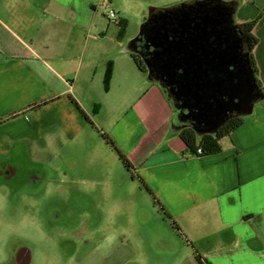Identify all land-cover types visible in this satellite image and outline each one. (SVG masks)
Instances as JSON below:
<instances>
[{"label":"crops","instance_id":"crops-1","mask_svg":"<svg viewBox=\"0 0 264 264\" xmlns=\"http://www.w3.org/2000/svg\"><path fill=\"white\" fill-rule=\"evenodd\" d=\"M236 1V23L257 21L253 55L264 85V0ZM102 5L0 0V161L21 142L45 147L58 131L73 138L102 127L129 160L127 177L158 218L173 225V234H155L159 249L172 252L178 264L183 257L201 264L197 255L204 264H264V100L220 140L218 153L189 155L172 129L173 108L160 84L122 43L99 48ZM109 61L112 77L104 89ZM140 206L149 219V205Z\"/></svg>","mask_w":264,"mask_h":264},{"label":"rangeland","instance_id":"rangeland-1","mask_svg":"<svg viewBox=\"0 0 264 264\" xmlns=\"http://www.w3.org/2000/svg\"><path fill=\"white\" fill-rule=\"evenodd\" d=\"M186 1L193 0H108L99 6L95 40L99 48L127 46L150 7ZM109 11L116 12V21ZM101 128L73 138L58 131L45 147L21 142L0 161V264H22L19 254L29 255L26 264H178L153 240L155 234H173V225L144 200ZM110 175L117 184H108ZM141 203L149 205V219Z\"/></svg>","mask_w":264,"mask_h":264},{"label":"water","instance_id":"water-1","mask_svg":"<svg viewBox=\"0 0 264 264\" xmlns=\"http://www.w3.org/2000/svg\"><path fill=\"white\" fill-rule=\"evenodd\" d=\"M218 1L234 7L237 4L236 0ZM186 5L182 2L178 9L160 8L164 13L157 18L151 16L156 7H150L127 50L139 53L136 41L145 36L147 46L153 47L151 57L145 59L147 78L163 86L151 75L152 66L156 67L187 109L183 119L192 120L198 136L214 134L232 114H252L255 103L264 100V91L256 84L249 49L243 47L245 36L234 23L235 11L210 6L205 0ZM153 19L160 22L146 26ZM171 126L179 132L187 125L172 119ZM21 261L28 263L29 255Z\"/></svg>","mask_w":264,"mask_h":264},{"label":"trees","instance_id":"trees-1","mask_svg":"<svg viewBox=\"0 0 264 264\" xmlns=\"http://www.w3.org/2000/svg\"><path fill=\"white\" fill-rule=\"evenodd\" d=\"M196 0L189 1L188 4L194 3ZM155 11L160 12V8H156L151 13V16L155 15ZM235 11V8H234ZM124 22V21H123ZM256 20L252 21H247L244 23H236L237 28L242 32V34L245 36L247 43H248V49H249V62H250V67L252 71L255 74V80L256 84L258 86L259 90L264 91V85L261 83V81L258 78V67L256 60L253 55V48L255 47L256 43L258 42V39L256 36L253 35L252 31L253 28L256 25ZM150 24H146L148 26ZM131 53V56L137 65V67L145 72L147 74V68L145 65V59L146 57L143 56L140 53ZM112 71H113V64L111 61L107 63L106 67V72H105V77H104V87L105 89L109 88L110 85V80L112 77ZM156 82V81H155ZM162 89L164 90V93L166 94L167 99L169 100L170 104L172 105L173 108V119L175 120L176 123L179 125H184V113L185 111L181 108H179L175 101L170 97L169 93L166 91V88L162 85H160ZM98 111V105L96 104L94 107V112ZM86 120L90 125H93L92 121L85 116ZM244 120L243 115H237L232 114L229 119L219 128V130L214 133V134H204L202 136H198L195 132V130L192 127L193 122L190 121L187 126L183 127L179 132L178 135L180 138L183 140L185 143L189 153L195 155V156H203V155H209V154H214L218 153L221 150V145H220V140L224 137L229 135L231 132H233L236 128H238ZM2 123V120H0V124ZM101 135L103 136L104 140L106 141L107 144L112 146L118 153L119 159L124 165V167L128 170L131 169V165L127 157L116 147L114 141L112 138L105 132L101 131ZM201 149V152L199 153L197 150ZM142 185L146 186L145 183L141 180ZM147 187V186H146ZM148 188V187H147ZM149 189V188H148ZM150 190V189H149ZM197 259L201 264L203 263V259L200 255H197Z\"/></svg>","mask_w":264,"mask_h":264},{"label":"flooded vegetation","instance_id":"flooded-vegetation-1","mask_svg":"<svg viewBox=\"0 0 264 264\" xmlns=\"http://www.w3.org/2000/svg\"><path fill=\"white\" fill-rule=\"evenodd\" d=\"M205 1L210 2V6H214L216 8L224 7V9L226 11H229V12L234 11V8H235L234 5H231L229 3L228 4H224V3L219 2L218 0H212V1L211 0H205ZM185 3L187 4L186 8H188V1H186ZM180 5H181V3L177 4V5H174L171 8L172 9H178L180 7ZM163 13L164 12L162 10H160V12L155 11V15L152 16V17L157 18L160 14H163ZM159 22H160V19H158L156 21L153 19L149 24H156V23H159ZM235 22L236 21H234V23ZM172 34L173 33H171V35ZM136 45H137V48H138L140 54H142L146 58H150L151 57V50H153V47L152 46H150V47L147 46V43H146V40H145V36H140V38L136 41ZM243 47H244V50H248V43H247L246 38H245V40L243 42ZM151 69H152V73H151L152 77L154 79H156V80H159L161 82V84H163V86L166 88V91L169 93L170 97L175 101L176 105L179 108L183 109L185 112H187V109H184L181 106V101L178 100L176 98L175 94L170 90V88L168 86H166L165 82L162 80V75L158 72L157 68L152 66ZM147 73H148V70H147ZM190 121H192V120L191 119H186L183 122H184V124L185 123L188 124V122H190ZM24 252H26V254L28 255V251H24ZM21 253H23V252H21ZM22 256H25V255L24 254L23 255H21V254L18 255V262L19 263H22V261H21Z\"/></svg>","mask_w":264,"mask_h":264},{"label":"built area","instance_id":"built-area-1","mask_svg":"<svg viewBox=\"0 0 264 264\" xmlns=\"http://www.w3.org/2000/svg\"><path fill=\"white\" fill-rule=\"evenodd\" d=\"M107 2H108V0H104V4L107 5ZM108 17H109L110 20L116 21V12L115 11H109L108 12ZM197 151L200 153L201 149H198ZM189 155H193V154L189 153Z\"/></svg>","mask_w":264,"mask_h":264}]
</instances>
